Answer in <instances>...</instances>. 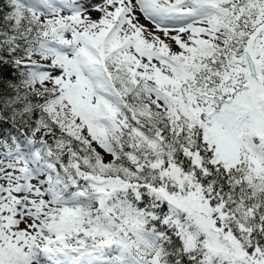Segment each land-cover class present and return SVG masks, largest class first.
I'll use <instances>...</instances> for the list:
<instances>
[{
    "label": "snow or ice",
    "instance_id": "obj_1",
    "mask_svg": "<svg viewBox=\"0 0 264 264\" xmlns=\"http://www.w3.org/2000/svg\"><path fill=\"white\" fill-rule=\"evenodd\" d=\"M0 264H264V0H0Z\"/></svg>",
    "mask_w": 264,
    "mask_h": 264
},
{
    "label": "rangeland",
    "instance_id": "obj_2",
    "mask_svg": "<svg viewBox=\"0 0 264 264\" xmlns=\"http://www.w3.org/2000/svg\"><path fill=\"white\" fill-rule=\"evenodd\" d=\"M99 13H93V17L95 18L96 16H98Z\"/></svg>",
    "mask_w": 264,
    "mask_h": 264
}]
</instances>
